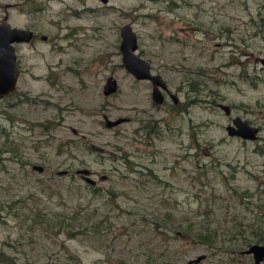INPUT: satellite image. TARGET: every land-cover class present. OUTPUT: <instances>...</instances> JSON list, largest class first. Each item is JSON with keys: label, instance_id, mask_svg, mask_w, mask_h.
Instances as JSON below:
<instances>
[{"label": "rangeland", "instance_id": "obj_1", "mask_svg": "<svg viewBox=\"0 0 264 264\" xmlns=\"http://www.w3.org/2000/svg\"><path fill=\"white\" fill-rule=\"evenodd\" d=\"M4 15L34 37L15 43L17 89L0 98V250L17 264H252L242 251L264 243V1L0 0ZM125 23L178 114L124 67ZM109 75L117 90L104 95ZM235 115L257 139L227 134Z\"/></svg>", "mask_w": 264, "mask_h": 264}, {"label": "water", "instance_id": "obj_2", "mask_svg": "<svg viewBox=\"0 0 264 264\" xmlns=\"http://www.w3.org/2000/svg\"><path fill=\"white\" fill-rule=\"evenodd\" d=\"M264 1V0H263ZM106 3L108 0H101ZM4 15L0 20V98L13 93L17 89V79L19 75V67L17 64V54L15 43L30 42L34 37V31L29 28L13 26ZM121 40L119 49L124 67L139 80H149L152 84L151 97L155 103L163 102V91H169L174 101H178V96L170 92L165 79L160 73H154L151 69V63L137 53V34L132 29L129 23H125L120 27ZM46 38L45 35L42 36ZM117 90V80L112 75L107 76L103 84L102 92L104 95H109ZM218 107L226 114L231 112V106L226 103L219 102ZM127 118L119 117L110 119L104 117L105 125L112 127L125 121ZM225 130L230 136H238L247 140H255L259 135V127L250 123L246 118L240 115H235L231 122L225 125ZM33 169L42 171V165L34 164ZM67 170H59V174L66 173ZM82 178L89 184L94 185L95 179L90 176V169L82 167L76 170ZM244 254H251L253 258L252 264H261L264 260V243H252L242 251ZM205 257L204 254H199L195 258L189 259L188 264H196ZM148 264V263H143Z\"/></svg>", "mask_w": 264, "mask_h": 264}, {"label": "trees", "instance_id": "obj_3", "mask_svg": "<svg viewBox=\"0 0 264 264\" xmlns=\"http://www.w3.org/2000/svg\"><path fill=\"white\" fill-rule=\"evenodd\" d=\"M263 19L264 18H261V21H263ZM200 84L201 83L199 81H195V80H190L188 82V85L191 88V90H193L195 92L199 91ZM148 125L150 126V129L146 130L147 132H150L151 130H154V126L151 123H149ZM255 150L257 152H259V153H264V147L262 145H257V149H255ZM243 202L245 203L246 207H248V205H249V203L251 201L250 200H246V201H243ZM260 215H261V218H262L263 223H264V212H261ZM185 234L187 236H191L194 241L201 242V243H206V244L210 243V241L212 239L209 231L208 232L207 231H204V232L198 231L195 234H193V232L191 230H189V231H186ZM191 234H193V235H191ZM0 260H5L8 264H17L13 260H11L8 256H6V254L3 253V250H0Z\"/></svg>", "mask_w": 264, "mask_h": 264}, {"label": "flooded vegetation", "instance_id": "obj_4", "mask_svg": "<svg viewBox=\"0 0 264 264\" xmlns=\"http://www.w3.org/2000/svg\"><path fill=\"white\" fill-rule=\"evenodd\" d=\"M32 41V40H31ZM262 63L264 64V60H262ZM19 67V66H18ZM20 71V70H19ZM151 83V82H150ZM151 90H152V84H151ZM170 90V89H169ZM170 92H172L171 90H170ZM163 93V96H164V98H163V102L162 103H165V102H167L168 101V99L171 101L169 104H170V109L173 111V112H175V113H179V112H181V107H180V105H179V99H178V101L177 102H175L174 101V98L171 96V94L169 93V91H163L162 92ZM173 94H175V95H177V92H172ZM178 96V95H177ZM166 97H168V99L166 98ZM217 106H218V103H217ZM231 111H232V109H231ZM231 113V112H230ZM229 113V114H230ZM232 118L233 117H231L230 118V122H231V120H232ZM229 123V122H228ZM227 123V124H228ZM243 139V138H242ZM246 140V139H245Z\"/></svg>", "mask_w": 264, "mask_h": 264}]
</instances>
